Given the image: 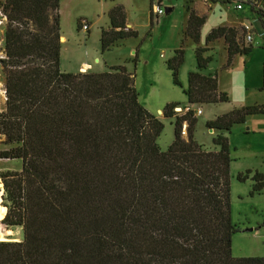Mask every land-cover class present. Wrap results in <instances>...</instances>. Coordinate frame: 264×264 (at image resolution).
<instances>
[{
    "label": "trees",
    "instance_id": "1",
    "mask_svg": "<svg viewBox=\"0 0 264 264\" xmlns=\"http://www.w3.org/2000/svg\"><path fill=\"white\" fill-rule=\"evenodd\" d=\"M0 5L8 18L0 60L7 97L0 160L22 162L20 172L0 176L8 209L3 223L23 229L22 241H0V264H264V258L232 253L240 229L231 218L228 137L249 116L264 114V106L207 122L218 133L217 149L206 150L195 140V111L176 116L180 105L170 103L163 116H176L174 140L163 151L164 124L140 104L134 73L121 65L103 73L62 72L60 0ZM188 12L184 36L199 44L207 16ZM109 18L111 27L101 31L103 52L137 37L123 6ZM242 35L219 27L206 44L225 39L228 68L235 56L252 51ZM208 51L196 48L199 69L214 60ZM184 61L185 40L166 62L181 88ZM184 93L191 105L230 101L217 76L198 72L190 73ZM253 181L250 195L261 194L263 176L256 173Z\"/></svg>",
    "mask_w": 264,
    "mask_h": 264
},
{
    "label": "rangeland",
    "instance_id": "2",
    "mask_svg": "<svg viewBox=\"0 0 264 264\" xmlns=\"http://www.w3.org/2000/svg\"><path fill=\"white\" fill-rule=\"evenodd\" d=\"M63 0L60 7L61 34L66 38L62 44L61 70L65 73H103L113 66H125L130 73H134L135 85L139 94L140 104L151 114L155 115L164 124V129L158 139V145L165 151L174 140V124L176 116L187 113L188 99L184 91L188 88V78H182L183 88L173 82L172 74L166 70L165 61L173 56L174 49L180 40V31L187 16V7L192 0ZM202 0H194L199 3ZM222 1V0H221ZM152 2L154 5H152ZM123 4L128 12V18L133 24L136 38L122 42L118 47L107 52L101 49V29L111 24L109 19L110 8ZM156 5H162L164 15L158 22L150 21V13L153 16ZM223 11L232 14L235 10L234 3H222ZM230 7V8H229ZM166 8H174V11L166 14ZM249 10L248 5L245 6ZM106 23V24H105ZM87 25L88 30L83 26ZM5 36L0 33V60L4 56ZM190 53L185 50L186 61L184 68L195 67V55L190 44ZM192 49V50H191ZM188 52V54H187ZM162 54H166L164 57ZM214 60L205 70V74L221 77L222 88L230 96L228 103L219 105L195 106L197 124L195 126V140L206 150H215L213 139L217 133L206 127V123L213 121L218 116L237 109L242 104L256 103L264 100V93L249 94L245 97L238 85L242 69L247 68L246 80L248 87L252 89L260 81L264 82V48L255 51L251 56L238 59L231 71H224L226 54L221 47L214 51ZM192 57V58H191ZM97 58V59H96ZM98 61V63H97ZM182 69V72H183ZM262 85L261 87H263ZM5 76L0 65V113L6 109ZM170 103H179V108L174 109L176 116L165 118L159 110L165 109ZM202 109L203 115H197ZM159 111V112H158ZM255 125V124H254ZM263 125V124H261ZM258 124V132L252 131L250 125H235L229 137L231 151V218L232 223L240 229L232 238V253L235 258H264V188L259 195L251 196L254 184V175L260 174L264 179V132ZM186 126V124H185ZM256 126V125H255ZM187 127V126H186ZM250 128V129H249ZM187 138V133H183ZM3 137H0V148ZM21 160H0V176L6 172H20ZM246 177L239 181L238 177ZM0 194L4 193L3 179L0 178ZM4 197H0V206L4 207ZM6 208V207H5ZM8 210V209H7ZM1 218L0 229L8 239L5 242H20L23 240L21 227H8Z\"/></svg>",
    "mask_w": 264,
    "mask_h": 264
},
{
    "label": "crops",
    "instance_id": "3",
    "mask_svg": "<svg viewBox=\"0 0 264 264\" xmlns=\"http://www.w3.org/2000/svg\"><path fill=\"white\" fill-rule=\"evenodd\" d=\"M62 3H63V0H60V7H61ZM158 3L162 4V1L159 0ZM222 3H225V2H223V0L222 1L221 0H202L199 3H196V2H194V0H192L190 2V5L188 7L194 9L200 15H206L207 16L206 22L201 28V37H200V43L199 44H196L192 39L185 38V36H184V31H185V29L187 27V23H188V19H189V12H188V7H187V16H186V19L184 21V24L182 25L183 26L182 30L180 31L181 33H180L179 44L176 45L178 47H175L173 56L169 57V59L174 57L175 51L180 48L183 40H185V50L187 48L188 52L190 51L189 50L190 49L189 45L190 44L192 45V49H193V52H194V55H195L194 57H195V61H196L195 62V67H194L193 64H191L189 69L188 68H184L183 69L184 63L182 64V66L180 67V70H179V79H180V82L182 84H184V82L181 81V77L182 78H186V76H187V78H189L190 73H193V72H198V73H200V74H202L204 76H213L212 74L207 75V74L204 73L205 70L207 68H209V65L205 69H199L198 68L197 59H196V53H195L197 47L209 48V51L205 54V56L213 55L214 51L217 49V47L218 46L221 47L224 50V52L226 54V59H227L226 63L223 66V70L224 71H231L238 59H242V58L246 59L247 57L251 56L255 51H260L261 47L264 48V36L260 37L259 35H256L255 36V40H254V44L252 45L253 46L252 51L249 54H246V55H237V56H235L234 59H233L232 65L229 66L228 68H226V64H227V61H228V45H227L225 39L224 38L219 39V40H217V41H215V42H213V43H211L210 45L207 46V44H206L207 37L209 36V34L214 29H217L219 27L237 29L239 31V33L242 35L243 34V27L253 17H258V14L255 13V11H253L252 8H250L249 10H246L244 8L243 10L239 11V13L236 12L235 14H232V17H231L228 12L223 11V9H224L223 7H220ZM230 4L231 3H228L229 6H230ZM118 5H121V6L124 7L125 12H126V26H127L128 29L133 30L134 27H133V24L131 23V21L128 18V12L126 10V7L123 4H118ZM153 5H154V3H153ZM258 6H260V7H262L264 9V0H259ZM114 7L112 6L109 10L111 11ZM173 11H174V8H171V12H173ZM150 21H151V24H152V15H151V13H150ZM110 27H111V24L109 26L105 25V27L103 29H108ZM256 29H258V31H264V17H262L261 22L257 25ZM101 31H102V29H101ZM61 35H62V38H61L62 42H65L66 38L63 37V34H61ZM243 36L244 35H242V38H243ZM188 52H187V54H188ZM162 56L166 57L167 55L166 54H162ZM186 56L187 55H185V61H186ZM213 58H214V55H213ZM166 62L167 61H165L166 70L169 71L172 74V71H170L168 69V67L166 65ZM60 67H61V62H60ZM182 69H183V72H182ZM242 75L245 77L244 79H246V75H247V68L246 67L244 69H242L241 76ZM215 76L218 77L219 91L223 92V93H227V92H225V89L222 88L221 77L218 76V73H216ZM241 76L239 78L238 85H239V87L241 89V93H242V95L244 97H245V95L246 96L250 95V94H252V95L261 94L262 95L264 93V86L261 87L262 85H264V82L262 80V70H261L260 81H259L258 85L253 87L252 89H250L248 87V83L246 82V80H244V79L242 80ZM249 92H250V94H249ZM184 95L186 96L185 93H184ZM186 98H187V96H186ZM229 99H230V96H229ZM219 104H223V103L207 104V105H219ZM187 105H188V107H190V109H194L195 106H200V105H197V104L191 105V104L188 103V101L186 102V106ZM203 105H206V104H203ZM253 106L263 107L264 106V100L256 102V103H250V104L245 103V104L240 105L239 108L253 107ZM159 111L163 115L162 110H159ZM203 114H204V112L202 111L201 115H203ZM258 124H260V125L263 124V125H261V126H263L261 128L264 129V114H258V115L249 116L247 118L246 122L244 124H240V125H245V126L250 125L251 128H252V131L258 132L260 130V129H258V126H257ZM261 131L264 132V130H261ZM214 132L218 133V131H216V130H214ZM6 214H7V211H6Z\"/></svg>",
    "mask_w": 264,
    "mask_h": 264
},
{
    "label": "built area",
    "instance_id": "4",
    "mask_svg": "<svg viewBox=\"0 0 264 264\" xmlns=\"http://www.w3.org/2000/svg\"><path fill=\"white\" fill-rule=\"evenodd\" d=\"M3 0H0L2 2ZM257 0H231V3H234V8L237 11H241L245 8L246 5H248L250 8H252L255 13L258 14V17H253L244 27H243V42L245 45H253L255 36L259 35L260 37L264 36V31H258L257 25L261 22L262 17H264V13L262 14L261 11L264 12V9L260 6H258ZM261 12V13H259ZM155 15L153 14L154 17L152 19L155 20V22H158L160 16L164 15V9L162 8L161 5H156L155 10L153 11ZM8 23V18L6 13L4 12L2 6L0 5V33L5 36V28ZM84 29L88 30V26L84 25ZM5 42L4 39H1V42ZM5 58V55L3 56ZM2 58V59H3ZM190 108H187L186 111L188 112ZM202 114V109H199L197 111V115ZM183 133H186V126L184 125L183 127ZM4 191V190H3ZM3 194H0V197H3ZM1 222V221H0Z\"/></svg>",
    "mask_w": 264,
    "mask_h": 264
},
{
    "label": "bare ground",
    "instance_id": "5",
    "mask_svg": "<svg viewBox=\"0 0 264 264\" xmlns=\"http://www.w3.org/2000/svg\"><path fill=\"white\" fill-rule=\"evenodd\" d=\"M98 62V61H97ZM178 111H181V109L180 108H178ZM0 187H1V185H0ZM6 211H8L5 207H3V206H0V220H1V218H3L4 216H6L5 214H6ZM2 221V220H1ZM6 240H8V239H6L5 238V235H4V233L2 232V230L0 229V241H6Z\"/></svg>",
    "mask_w": 264,
    "mask_h": 264
},
{
    "label": "water",
    "instance_id": "6",
    "mask_svg": "<svg viewBox=\"0 0 264 264\" xmlns=\"http://www.w3.org/2000/svg\"><path fill=\"white\" fill-rule=\"evenodd\" d=\"M171 12V8H166V14L168 15Z\"/></svg>",
    "mask_w": 264,
    "mask_h": 264
}]
</instances>
